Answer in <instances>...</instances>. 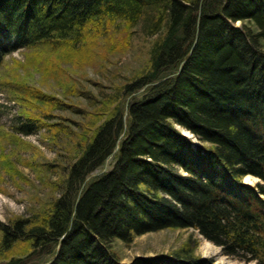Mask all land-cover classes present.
<instances>
[{
	"label": "trees",
	"instance_id": "16d2710c",
	"mask_svg": "<svg viewBox=\"0 0 264 264\" xmlns=\"http://www.w3.org/2000/svg\"><path fill=\"white\" fill-rule=\"evenodd\" d=\"M118 19L153 38L147 69L115 95L60 195L0 220V264H217L192 237L123 262L117 240L171 227L264 264V183L243 182L264 181V0H0V67L20 48L75 47ZM42 126L12 124L27 135Z\"/></svg>",
	"mask_w": 264,
	"mask_h": 264
},
{
	"label": "rangeland",
	"instance_id": "374dc122",
	"mask_svg": "<svg viewBox=\"0 0 264 264\" xmlns=\"http://www.w3.org/2000/svg\"><path fill=\"white\" fill-rule=\"evenodd\" d=\"M125 24L118 19L87 31L85 41L75 47H23L5 57L0 67V102L8 105L0 116L1 221L42 211L60 195L59 184L82 145L112 115L115 95L147 69L153 38ZM17 116L36 118L43 126L32 134L20 133L12 127ZM179 129L202 144L188 129ZM112 164L110 157L92 175ZM243 182L264 183L252 174ZM190 237L197 244L195 254L212 257L217 264H258L225 255L219 245L188 228L151 231L131 242L117 240L115 246L123 262H130L137 255L174 253Z\"/></svg>",
	"mask_w": 264,
	"mask_h": 264
},
{
	"label": "water",
	"instance_id": "95a60500",
	"mask_svg": "<svg viewBox=\"0 0 264 264\" xmlns=\"http://www.w3.org/2000/svg\"><path fill=\"white\" fill-rule=\"evenodd\" d=\"M186 135V134H185ZM187 136V135H186ZM196 144V142L194 143ZM54 260V258H52L51 260L47 261L45 264H50L52 261Z\"/></svg>",
	"mask_w": 264,
	"mask_h": 264
}]
</instances>
